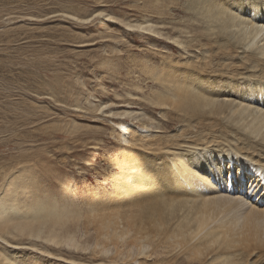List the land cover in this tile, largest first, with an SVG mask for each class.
I'll list each match as a JSON object with an SVG mask.
<instances>
[{
    "label": "bare ground",
    "instance_id": "bare-ground-1",
    "mask_svg": "<svg viewBox=\"0 0 264 264\" xmlns=\"http://www.w3.org/2000/svg\"><path fill=\"white\" fill-rule=\"evenodd\" d=\"M155 3L158 15L168 5L190 18L175 19L167 36L182 51L164 54L158 66L142 68L162 89L153 104L164 109V126L182 127L168 136H149L134 122L115 117V136L140 152L129 150L114 160L123 174L115 177L112 190H93L86 222H96L104 238L94 251L108 253L114 244L117 256H123L119 247L127 243L140 255L155 244L147 238L154 232L162 244L179 249L177 258L187 255L198 264H264V203L253 198L264 199V0ZM156 20L137 26L160 36L158 23L164 22L161 16ZM39 157L25 156L30 163L22 169L4 170L0 236L28 235L83 247L68 226L79 215L35 177L38 167L45 168L38 163L49 161ZM46 170L45 181L56 178V170ZM132 255L128 249L124 259ZM0 264L21 263L0 253Z\"/></svg>",
    "mask_w": 264,
    "mask_h": 264
},
{
    "label": "rangeland",
    "instance_id": "rangeland-1",
    "mask_svg": "<svg viewBox=\"0 0 264 264\" xmlns=\"http://www.w3.org/2000/svg\"><path fill=\"white\" fill-rule=\"evenodd\" d=\"M155 2L0 0V180L5 171L30 163L24 162L25 156L49 159L38 163L45 168L38 167L35 177L79 215L68 226L83 246L4 235L0 253L21 264H140L141 258L146 260L143 264L171 259L174 264H198L187 255L175 257L179 249L162 244V237L154 232H148L147 238L161 243L160 247L154 249L153 243L143 254L137 255L134 245L127 243L119 247L123 256H117L114 244L108 246V253H95L96 242L104 238L96 222H86L94 188L112 190L115 177L123 174L114 160L129 150L140 152L115 136V117L134 122L140 133L146 131L149 136H168L182 127L180 123L164 126V109L153 104L162 89L142 68L158 66L164 54L182 51L167 36L174 22L190 18L168 5L158 15ZM160 16L164 22L158 23L164 31L160 36L137 26L156 24ZM107 101L106 107L95 108ZM46 167L57 173L48 182ZM253 196L264 203L262 195ZM66 231L58 228L60 233ZM128 249L133 255L124 259Z\"/></svg>",
    "mask_w": 264,
    "mask_h": 264
}]
</instances>
